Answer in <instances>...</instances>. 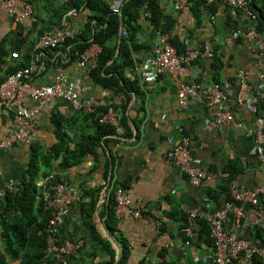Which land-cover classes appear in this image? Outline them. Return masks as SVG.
Here are the masks:
<instances>
[{
    "label": "crops",
    "instance_id": "crops-1",
    "mask_svg": "<svg viewBox=\"0 0 264 264\" xmlns=\"http://www.w3.org/2000/svg\"><path fill=\"white\" fill-rule=\"evenodd\" d=\"M81 1L52 0L46 4L41 0L37 11L45 23L40 27L45 30L53 23L51 17L59 6L67 3L80 4ZM103 1L112 6L115 0ZM160 5L167 15L175 19L173 35L185 43L187 51L201 49L208 42L212 44V48H218V54L225 64L219 78L235 105L236 124H216V109L208 105V99L204 96L193 101L187 111H182L177 97L181 81L165 74L156 82L142 81L144 83H141V94L133 95L128 105L129 119L140 121V129L134 128L135 133L139 134L138 139L133 138L127 145L108 143L107 146L98 149L96 156L88 155L73 166H68L65 163L68 155L64 152L54 154L52 149L63 137L65 140L63 146L66 150L72 151L82 134L92 135L95 129L91 121H87L76 112L70 102L55 100L35 114L30 125V131L34 135L31 145H16L2 151L0 191L18 192L28 177L32 160L38 155L41 170L36 182L42 191L39 198L43 194V187L39 184L49 177L53 181H66L76 187L82 198L91 190L101 188L102 199L98 203L94 223L114 250V264L122 257L123 249L118 241L120 238L127 241L129 248L125 264H212L210 257L214 249L210 238L200 237L202 227L198 224H193V235L189 237L185 232L188 220L186 222L180 219L181 213L196 208L201 210L221 208L223 202L218 207L215 201L209 200L208 193L212 190L220 193L218 189L229 177V169L232 167L237 166L242 170L235 180L238 186L253 189L264 184V168L256 153L253 137L249 135V130L254 128L257 108L253 111L248 105L254 92L260 90L264 94V79L261 78L264 76V58L260 49L263 39L261 36L255 40L242 37L229 42L228 39L236 33H240L241 36L246 34L252 27V21L243 12L237 13L221 4L217 6L216 14L210 16L205 12L199 19L191 10L192 5L183 10H177L172 0H160ZM257 5L264 8V0H258ZM81 7L79 16L73 20V27L77 30L85 26L91 14L83 9L84 5ZM33 24L35 23L31 19H27L22 25H16L5 14L1 15L0 41L14 37L19 27L23 29L20 31L23 33L22 38L26 40L21 51H15L19 52V59L12 58L14 52H11L8 43V67L12 61L25 57L27 51H30L31 57L33 56L40 37L38 33L40 27L33 28ZM141 24L142 31L137 34V39L139 43L149 46V50L136 56L146 58L155 53L160 33L146 20H142ZM76 64L77 62L66 68L72 79L82 83L89 94L106 99L113 105L119 103L120 97L96 86L90 78L77 72ZM241 71L247 73V89L241 88L237 78ZM139 72L138 70L137 74H140ZM54 74V66L47 68L45 65L44 71L35 80L38 84H51ZM213 78L211 59L201 58L198 63L191 66V79L202 88L212 86ZM29 106L34 108L36 105L30 103ZM230 107H233L232 104ZM15 128L13 114L0 102V140L5 139ZM184 136L189 139L193 164L206 171L209 176L201 186H195L190 178L182 174L169 156L171 146L168 139L180 142ZM48 157H52V160L47 166L45 160ZM105 181L112 182L111 188L116 185L130 190L132 206L136 210L149 211L157 208L161 212L163 224L147 215L141 219L130 218L124 221L118 219L115 229L110 230L106 227L104 218L103 198L109 190L103 186ZM11 184L17 186V191L10 189ZM78 203L70 207V217L60 228L59 234L63 240L84 242L78 256L70 259L69 264L111 262L110 254L87 233ZM46 210L51 212L47 208ZM174 213L179 220L169 218V214ZM262 224L264 210L252 209L247 214L245 228L238 229L233 216H229L224 223L233 238L249 239L255 244L264 245V232L261 237H257L255 232ZM188 240L192 242L190 245L186 244ZM163 250L166 251V255L162 259L160 254ZM234 264L256 263L243 257Z\"/></svg>",
    "mask_w": 264,
    "mask_h": 264
},
{
    "label": "built area",
    "instance_id": "built-area-1",
    "mask_svg": "<svg viewBox=\"0 0 264 264\" xmlns=\"http://www.w3.org/2000/svg\"><path fill=\"white\" fill-rule=\"evenodd\" d=\"M172 1L177 10H183L192 2V0ZM219 1L232 11L241 10L252 23L254 22L246 34L241 36L240 33H236L228 39L229 42L242 37L248 40H255L260 37L255 24L257 15L252 10L250 0H203L204 10L208 11L210 6ZM123 6L124 0H115L111 9L115 14L120 15ZM2 14H5L16 25H22L27 19H31L34 23L37 22L34 8L28 0H0V21ZM79 14L80 12L76 9L70 10L62 18L60 25L40 35L30 65L10 74L0 84V102L6 110L13 114V121L16 126L13 132L5 139L0 140V156L5 149L16 145L29 146L32 144L34 135L30 131V125L35 114L42 107L51 104L55 100L70 102L76 112H85L86 114L95 113L99 107H107L108 112L102 117L101 123H108L115 127L118 136L124 135L125 130L118 119L120 109H116L106 99L89 94L82 83L72 79L67 69L58 62H55V74L51 84L42 85L35 80L44 71L43 52L47 49L57 48L80 33L79 30L73 27V20ZM122 34L125 36L127 32L125 31ZM260 49L264 58V42L260 44ZM100 53L101 48L98 45H93L79 57L75 67L76 71L89 78L92 70L97 67ZM135 57L140 59L139 56ZM201 57H214L212 45L209 42L204 45L203 49L189 51L185 56H181L170 43L169 35L160 33L159 44L155 48V53L143 59L139 73L147 82H156L165 74L179 79L181 84L177 97L182 111H187L193 101L200 100L204 96L208 99V105L216 109V124H236V112L228 109V103L231 100L225 87L213 84L204 89L199 83L191 79L192 63ZM12 58L19 59V52L13 53ZM237 78L241 88L247 89V73L241 71L238 73ZM261 78L264 79V76L262 75ZM260 100H264V94L257 90L249 101V107L255 111ZM30 103L36 106L31 108ZM249 135L254 138L255 150L264 168V111L262 115L256 116L254 128L249 130ZM168 142L171 146L170 158L180 172L190 178L195 186H201L209 179L206 171L193 164L187 137L184 136L180 142L169 138ZM39 186L43 187L42 201L52 214L46 227V258L51 262H55V264H69L70 259L78 256L84 242L63 240L59 234L60 228L70 217V207L81 199L79 191L66 181H53L50 177L44 179ZM103 186L108 189L109 183L105 181ZM10 189L17 191L18 188L16 185L11 184ZM230 191L235 202H240L241 205L226 202L218 210H201L198 208L190 210L185 232L191 237L193 235V224L197 220L206 219L209 222L211 238L214 240V253L210 257L212 264H234L243 257L247 260H252L255 257L264 259V245L255 244L249 239L233 238L224 225L225 220L229 216H233L236 227L238 229L245 228L249 210H264V184L253 189L233 184ZM6 193L0 191V198L4 197ZM106 196H108V193ZM114 197L117 204L116 214L119 220L141 219L144 217L141 210L133 208L130 190L117 187L114 190ZM147 212L152 218L163 224V219L160 216L161 212L157 208H152ZM260 227L264 228V224ZM186 244L190 245V241H187Z\"/></svg>",
    "mask_w": 264,
    "mask_h": 264
},
{
    "label": "trees",
    "instance_id": "trees-1",
    "mask_svg": "<svg viewBox=\"0 0 264 264\" xmlns=\"http://www.w3.org/2000/svg\"><path fill=\"white\" fill-rule=\"evenodd\" d=\"M28 1L32 4L37 18V22L33 24V28L40 27V25L45 23L44 18L39 16V12L37 11V6L41 0ZM42 1L49 4L52 0ZM257 1L250 0L252 10L257 15V20L255 21L256 30L262 37V42H264V8H260L257 5ZM220 4L223 5L221 1L213 4L208 8V11H205L203 8V0H192L189 6L192 5L191 10L195 17L199 19L202 13L205 12L210 16L216 14L217 6ZM83 5L85 7L83 9L91 13L87 18L85 26L79 30L80 33L75 38L67 40L57 48L45 50L42 55L43 62H45L43 64L47 68L48 66H54L55 68V62H58L62 67L69 68L78 62L81 54L93 45H98L101 48V53L98 56L97 67L92 70L89 78L96 86L113 92L114 96L121 98L119 103L113 106L116 109H120L118 119L125 133L123 136H118L115 127L108 123H101L102 117L108 112L107 107H99L93 114L78 112L87 121H91L95 132L92 135L82 134L80 141L78 140L79 142H77L76 148L72 151L66 150L63 146L65 140L61 137L60 143L52 149V152L54 154L64 152L68 155L65 159V163L68 166H73V164L78 163L88 155L96 156L98 149L107 146L108 143L113 142L115 144L127 145L133 138H139V134L135 133L134 128L136 130L140 129V121L130 120L127 115V110L133 95L139 96L141 94V83L147 82L141 74H137L144 58L137 59L135 57L149 50V46L139 43L137 39V34L142 31V20L148 21L157 32L169 35L170 43L176 48L179 55L185 56L189 52L187 51L185 43L173 35L175 19L163 11L160 0H124L122 22L120 15L115 14L111 9V5L103 0H82L80 4L67 3L54 10L55 14L51 17L53 23L50 26L45 25L47 26L45 30L40 27L38 31L39 36L45 31L54 29L60 25L62 18L70 10L76 9L80 12L82 9L81 6ZM225 7L230 10L229 7ZM235 11L242 13L241 10ZM21 29V27L17 29L14 37L5 38L0 41V84L10 74L30 65L32 57L30 56V51H27L24 54L25 57L12 61L8 67V43L11 47V52L14 53H16L15 51H21L26 43L25 38H22L23 33L20 31ZM125 31L127 35L124 36L122 33ZM204 45L201 49L204 48ZM212 51L214 57L208 59L212 60V69L214 72L213 84L223 86L219 76L225 64L218 54V48H212ZM201 58H197L192 65L196 62L198 63ZM231 104L233 106L232 108L230 107ZM234 106L231 101L228 103V109L232 111H235ZM256 108L257 116L262 115L264 111V100H260ZM59 131L61 132V130ZM39 159V156L36 155L32 160L28 177L21 184L20 190L15 193L13 191L7 192L5 198L0 199V264H55V262H51L46 258V227L52 214L46 210L45 204L42 202V194L39 198L41 190H39L36 182L41 170ZM51 160L52 157H48L45 160V164L47 166L50 165ZM229 170V177L223 186H220V189H218L220 193L217 191L214 192V190L208 193L209 200L215 201L218 207H220L222 202L221 207L226 202L241 205L240 202H235L233 199L230 188L233 184L237 185L235 180L242 170H239L237 166ZM107 182H109V190H107L108 196L103 198L105 204L104 218L106 219V227L113 231L119 221L116 214L117 204L114 197V190L117 186L115 185L111 188L112 182ZM38 199L41 200L39 201ZM101 199V188L91 190L83 198L81 197L78 205L81 208L80 211L87 227V233L93 241L101 245L102 249L106 250L112 257L111 262L104 264H114V250L107 239L97 230L96 224L94 223L98 203ZM142 212L144 216L148 215L151 217L147 209ZM188 213H181L182 217L180 219L187 222L189 218ZM169 218L179 220L177 219L176 213L169 214ZM194 224L202 227L201 231L203 233L201 231L199 232L200 237L210 238L214 249V240L211 238V226L209 222L206 219H200ZM255 232L257 237H261L264 230L262 228H256ZM118 241L123 250L122 257L117 264H125L127 252L129 251L128 244L124 238H120ZM160 255L162 259L165 258L166 251L163 250ZM252 261H255L256 264H264V259L260 257H255Z\"/></svg>",
    "mask_w": 264,
    "mask_h": 264
},
{
    "label": "water",
    "instance_id": "water-1",
    "mask_svg": "<svg viewBox=\"0 0 264 264\" xmlns=\"http://www.w3.org/2000/svg\"><path fill=\"white\" fill-rule=\"evenodd\" d=\"M120 18H121V21H123V13L120 14Z\"/></svg>",
    "mask_w": 264,
    "mask_h": 264
}]
</instances>
